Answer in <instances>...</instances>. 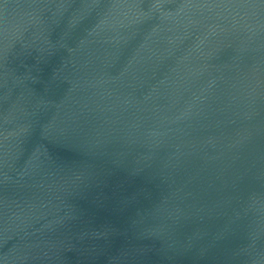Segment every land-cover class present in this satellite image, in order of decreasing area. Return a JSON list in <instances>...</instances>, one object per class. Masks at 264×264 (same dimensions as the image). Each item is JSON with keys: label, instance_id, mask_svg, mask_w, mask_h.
Here are the masks:
<instances>
[{"label": "water", "instance_id": "water-1", "mask_svg": "<svg viewBox=\"0 0 264 264\" xmlns=\"http://www.w3.org/2000/svg\"><path fill=\"white\" fill-rule=\"evenodd\" d=\"M0 264H264V0H0Z\"/></svg>", "mask_w": 264, "mask_h": 264}]
</instances>
